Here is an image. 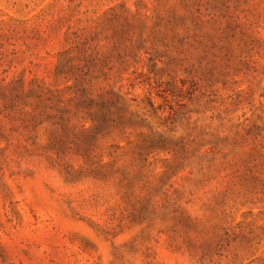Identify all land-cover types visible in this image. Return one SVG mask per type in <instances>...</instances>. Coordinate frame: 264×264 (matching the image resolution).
Returning <instances> with one entry per match:
<instances>
[{
	"label": "rangeland",
	"instance_id": "1",
	"mask_svg": "<svg viewBox=\"0 0 264 264\" xmlns=\"http://www.w3.org/2000/svg\"><path fill=\"white\" fill-rule=\"evenodd\" d=\"M0 264H264V0H0Z\"/></svg>",
	"mask_w": 264,
	"mask_h": 264
}]
</instances>
